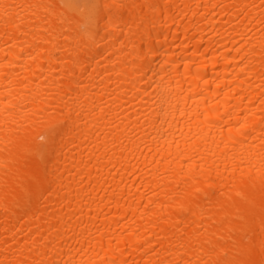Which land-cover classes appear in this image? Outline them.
<instances>
[{"label": "bare ground", "instance_id": "bare-ground-1", "mask_svg": "<svg viewBox=\"0 0 264 264\" xmlns=\"http://www.w3.org/2000/svg\"><path fill=\"white\" fill-rule=\"evenodd\" d=\"M0 264H264V0H0Z\"/></svg>", "mask_w": 264, "mask_h": 264}]
</instances>
